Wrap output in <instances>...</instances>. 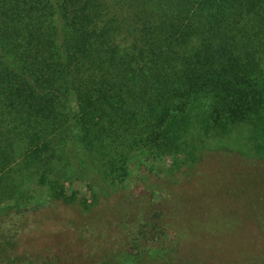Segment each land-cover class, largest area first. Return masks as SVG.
Returning a JSON list of instances; mask_svg holds the SVG:
<instances>
[{"label": "trees", "instance_id": "1", "mask_svg": "<svg viewBox=\"0 0 264 264\" xmlns=\"http://www.w3.org/2000/svg\"><path fill=\"white\" fill-rule=\"evenodd\" d=\"M199 119L264 133V0H0V237Z\"/></svg>", "mask_w": 264, "mask_h": 264}, {"label": "rangeland", "instance_id": "2", "mask_svg": "<svg viewBox=\"0 0 264 264\" xmlns=\"http://www.w3.org/2000/svg\"><path fill=\"white\" fill-rule=\"evenodd\" d=\"M207 122L167 153L136 152L124 171L62 182L61 200L3 217L0 264H264V133Z\"/></svg>", "mask_w": 264, "mask_h": 264}]
</instances>
